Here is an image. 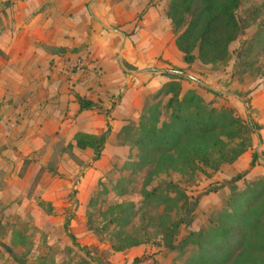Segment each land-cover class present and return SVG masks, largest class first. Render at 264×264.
I'll list each match as a JSON object with an SVG mask.
<instances>
[{
  "label": "crops",
  "instance_id": "obj_1",
  "mask_svg": "<svg viewBox=\"0 0 264 264\" xmlns=\"http://www.w3.org/2000/svg\"><path fill=\"white\" fill-rule=\"evenodd\" d=\"M169 5L170 0H0L2 232L9 230L10 217L40 213L36 201L52 203L54 217L41 212L49 221L65 218L73 172L78 162L88 164L94 156L91 149L77 148L75 136H102L110 128L104 159L112 141L144 114L147 98L169 84L175 70L187 68ZM250 98L258 114L257 142L262 138L264 148V88ZM80 101L94 107L81 109ZM115 147L117 153L123 149ZM257 154L260 164L254 168L252 151L233 164L232 170L243 174L242 184L264 178ZM83 214L79 210L71 222L80 241L88 238ZM59 226L60 221L57 231ZM151 252L139 246L111 262L132 264Z\"/></svg>",
  "mask_w": 264,
  "mask_h": 264
},
{
  "label": "rangeland",
  "instance_id": "obj_2",
  "mask_svg": "<svg viewBox=\"0 0 264 264\" xmlns=\"http://www.w3.org/2000/svg\"><path fill=\"white\" fill-rule=\"evenodd\" d=\"M238 16L242 32L230 48L228 63L207 66L197 61L183 71L175 70L177 74L171 73L174 75L171 82L177 80L180 83L181 97L192 90L216 109L233 110L253 132L252 148L247 152L259 153L264 161L263 140L259 138V145L256 137V132L260 131L258 114L253 110L250 98L254 90L264 88V0H243ZM170 97L165 93L148 97L144 114L137 122L129 123L121 138L112 141L104 159L94 161L93 156L88 164L78 162L72 175L73 192L68 208L64 209L65 218L55 217L54 222L49 221V217L41 212L54 217L50 215L54 208L52 203L43 201H36L41 210L35 216L29 213L24 219L10 217L9 230L4 233L0 228V264H112L111 261H121L133 249L119 253L113 250L127 244L125 237L148 239V243L142 245L152 250L150 255L143 256L145 260L152 259L148 264H189L194 258L196 260V247L170 251L161 233L172 222L188 220L189 225L181 224L174 240V245H180L190 233L217 226L218 215L228 209L236 195L232 191L233 185L240 192L248 183L242 184L243 174L233 171V165H225L217 172L200 166L184 175L156 174L159 156L134 145L133 141L139 139L142 117H148L151 106L158 107L159 126L169 120L171 111L167 104ZM115 145H121L123 149L117 153ZM142 156L148 159L143 166L140 164ZM257 164H260V156ZM238 176H242L240 181H236ZM153 190L168 199L178 195L177 198L182 200L176 206L171 202L146 204L143 194ZM34 192L35 188L30 194ZM79 210L84 213L88 231V238L82 241L69 237L62 227L68 223L69 231L75 237L71 222ZM59 221L61 226L57 231ZM37 225L46 226L47 230L52 227V231L44 233ZM156 256L163 261H155ZM143 258L134 259L132 264H145Z\"/></svg>",
  "mask_w": 264,
  "mask_h": 264
},
{
  "label": "trees",
  "instance_id": "obj_3",
  "mask_svg": "<svg viewBox=\"0 0 264 264\" xmlns=\"http://www.w3.org/2000/svg\"><path fill=\"white\" fill-rule=\"evenodd\" d=\"M242 3L243 0H170L168 16L176 47L186 65L197 61L207 66L229 62L230 48L242 32L238 16ZM163 93L171 95L167 104L171 111L169 120L160 127L158 107L151 106L148 117H142L139 139L133 141L134 145L159 156L156 174L184 175L200 166L217 172L225 165L236 163L252 148L253 132L233 110L216 109L192 90L181 97L182 88L177 80L165 85L156 97ZM80 105L81 109L94 107L86 101H80ZM109 133L110 128L102 136L80 133L74 140L78 149L93 150V160L99 161ZM73 148L68 146L69 151ZM258 160V154L253 153L251 167L254 168ZM147 162L142 156L140 164ZM241 179L242 176H238L236 181ZM232 191L236 195L228 209L218 215L217 226L190 233L180 245H174L181 224L188 226L189 221L172 222L161 233L166 247L170 251L196 247L197 259L189 264H264V178L248 183L240 192L233 185ZM143 196L146 204L171 202L175 205L182 200L178 195L168 199L156 190L144 192ZM64 229L69 237L75 238L69 233L68 223ZM124 240L127 244L114 248L115 252L148 243V239L125 237Z\"/></svg>",
  "mask_w": 264,
  "mask_h": 264
},
{
  "label": "built area",
  "instance_id": "obj_4",
  "mask_svg": "<svg viewBox=\"0 0 264 264\" xmlns=\"http://www.w3.org/2000/svg\"><path fill=\"white\" fill-rule=\"evenodd\" d=\"M76 67H79V64H77V66Z\"/></svg>",
  "mask_w": 264,
  "mask_h": 264
}]
</instances>
